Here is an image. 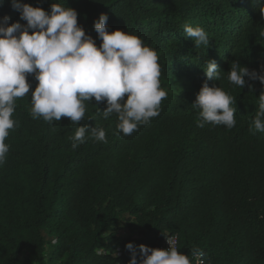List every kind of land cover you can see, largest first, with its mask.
Segmentation results:
<instances>
[{"label":"trees","instance_id":"obj_1","mask_svg":"<svg viewBox=\"0 0 264 264\" xmlns=\"http://www.w3.org/2000/svg\"><path fill=\"white\" fill-rule=\"evenodd\" d=\"M22 2L73 8L97 46L93 23L106 14L108 31L128 32L157 52L167 98L157 117L127 136L93 99L80 123L89 132L103 128L107 143L86 138L73 150L79 125L32 118L37 81L28 76L32 87L16 102L18 126L0 165V264H128L126 243L138 253L139 245L157 249L169 234L181 253L200 249L205 264H264V132L253 128L264 85L245 77L239 88L227 79L233 61L257 72L264 65V0ZM5 15L9 24L26 23L10 0L0 6ZM185 24L208 33L206 49L194 47ZM207 60L225 72L220 81L205 77ZM204 82L233 97L232 129L197 126L191 106ZM124 228L138 235H122Z\"/></svg>","mask_w":264,"mask_h":264},{"label":"clouds","instance_id":"obj_2","mask_svg":"<svg viewBox=\"0 0 264 264\" xmlns=\"http://www.w3.org/2000/svg\"><path fill=\"white\" fill-rule=\"evenodd\" d=\"M3 3L0 0V6ZM10 7L26 23L9 24L7 15L0 18V165L5 163L9 152L5 141L10 130L18 126L12 118L16 102L28 96L32 87L28 76L37 81L31 91L32 118H42L51 124L66 117L71 124L79 125L70 138L73 150L86 138L107 143L103 128L94 127L89 132L87 125L80 123L93 99L106 105L103 111L96 108L104 120L115 114L116 130L126 136L160 114L167 92L160 83L158 54L139 37L119 29L108 31V16L102 13L93 23L100 40L97 46L78 24L76 10L65 4L52 3L50 10L45 11L22 0H10ZM260 12L264 18V5ZM183 31L193 40L195 48L209 46V35L202 27L185 24ZM202 69L207 80L220 81L225 73L214 60H207ZM227 74L228 81L239 88L245 86V77L264 85V65L257 72L233 61ZM233 103V97L221 87H210L204 82L191 106L198 110L197 126L223 125L232 129L236 125ZM253 128L264 132V93L259 96ZM168 244L167 249L139 245L137 253L133 243H126L125 248L131 253L128 264H138V255L139 264H205L200 249L194 248L189 256L169 241Z\"/></svg>","mask_w":264,"mask_h":264},{"label":"built area","instance_id":"obj_3","mask_svg":"<svg viewBox=\"0 0 264 264\" xmlns=\"http://www.w3.org/2000/svg\"><path fill=\"white\" fill-rule=\"evenodd\" d=\"M168 241L172 246H174L178 249L177 235H174V234L173 235L169 234V235L163 236L157 249H167L169 247Z\"/></svg>","mask_w":264,"mask_h":264},{"label":"rangeland","instance_id":"obj_4","mask_svg":"<svg viewBox=\"0 0 264 264\" xmlns=\"http://www.w3.org/2000/svg\"><path fill=\"white\" fill-rule=\"evenodd\" d=\"M120 233L122 235H132V236H137L138 235V232L136 230H128L126 228L122 229L120 231Z\"/></svg>","mask_w":264,"mask_h":264}]
</instances>
